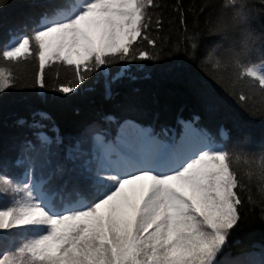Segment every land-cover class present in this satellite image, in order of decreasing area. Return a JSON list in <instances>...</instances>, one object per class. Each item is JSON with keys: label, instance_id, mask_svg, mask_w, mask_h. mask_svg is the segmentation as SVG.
Wrapping results in <instances>:
<instances>
[{"label": "snow or ice", "instance_id": "obj_1", "mask_svg": "<svg viewBox=\"0 0 264 264\" xmlns=\"http://www.w3.org/2000/svg\"><path fill=\"white\" fill-rule=\"evenodd\" d=\"M152 5L153 0H55L50 13L0 19V94L31 87L45 93L43 103L59 104L99 70L104 98L114 101L119 93L111 82L120 74L108 80L109 65L160 58L146 19ZM144 43L152 49L139 47ZM197 48L194 36L184 55L197 60ZM21 66H31L32 75L19 73ZM59 67L70 70L72 79L53 85L60 95L49 99L45 73ZM245 75L264 91V64L244 66L237 78ZM202 95L214 113L217 102L208 86ZM245 99L241 94L239 100ZM114 108L116 114L100 115L115 134L97 133L90 150L83 132L65 144L47 107L30 108L13 121L16 133L0 153V196H13L0 205V247L6 249L0 264H221L217 257L230 234L247 219L238 195L242 184L224 149L196 126L199 116L178 119L179 139L173 134L165 141L137 122L134 94L115 100ZM99 123H90L89 131ZM240 261L264 264V251Z\"/></svg>", "mask_w": 264, "mask_h": 264}, {"label": "trees", "instance_id": "obj_2", "mask_svg": "<svg viewBox=\"0 0 264 264\" xmlns=\"http://www.w3.org/2000/svg\"><path fill=\"white\" fill-rule=\"evenodd\" d=\"M55 0H6L0 5V19L9 22L23 20L26 13L39 15L52 12L48 5ZM220 0H153L149 34L157 40L156 51L160 58L156 61L116 62L108 66V80L117 76L111 82L114 101L125 94H134L140 111L134 113L137 121H155L163 129L168 130L167 140L179 133L175 130L178 119L189 120L194 116L200 119L196 126L205 129L208 133L216 128L227 132L230 149H244L246 152L260 153L264 150V91L259 89L258 82L253 86L252 78L240 76L244 66L256 65V59L264 56V45L241 63V67L217 66L209 55L212 46L218 37L208 32L209 22L215 17L219 9ZM258 10H264V3L252 0ZM35 5V6H34ZM183 17L185 23L181 24ZM159 21V27H157ZM32 22L29 21V27ZM257 30L264 31V11H260L254 25ZM5 28L0 27V43L4 39ZM196 37L198 42L195 61L184 55V49L190 47L191 38ZM139 47L152 49L146 43ZM127 64L128 68L120 72V66ZM19 73L31 76L34 69L31 66H21ZM45 78L49 99L54 93L53 85L68 82L72 79V72L66 67L46 70ZM105 76L99 70L80 84L76 94H68L69 98L59 104L43 103L44 92L38 93L31 87L9 89L7 95L0 94V153L3 152L10 138L16 133L12 126L18 116H27L30 108L47 107L53 115L61 136L67 143L68 137L78 133L84 134L89 130L88 125L99 121L103 112L116 114L114 101L104 98ZM208 86L212 97L217 102V110L209 113L205 108L202 89ZM246 99L241 102L240 95ZM99 123V128L100 129ZM7 125V126H6ZM97 129V128H96ZM50 136H54L49 132ZM238 195L243 201L242 218L247 213V219L237 227L229 237L226 248V259L242 252L254 245H264V217L261 209L264 207V198L257 192L254 184L242 185L238 188ZM2 247H0L1 251ZM236 262V261H235ZM224 264H227L225 260Z\"/></svg>", "mask_w": 264, "mask_h": 264}, {"label": "clouds", "instance_id": "obj_3", "mask_svg": "<svg viewBox=\"0 0 264 264\" xmlns=\"http://www.w3.org/2000/svg\"><path fill=\"white\" fill-rule=\"evenodd\" d=\"M264 3V0H260ZM260 11L252 0H220L215 17L209 22L208 32L218 37L209 53L214 63L223 68L240 65L258 46L264 45V31L254 26ZM233 173L242 185L254 184L264 198V162L261 155L248 154L244 149H224ZM264 217V213L261 214ZM232 264V262H229ZM236 264H243L238 261Z\"/></svg>", "mask_w": 264, "mask_h": 264}, {"label": "rangeland", "instance_id": "obj_4", "mask_svg": "<svg viewBox=\"0 0 264 264\" xmlns=\"http://www.w3.org/2000/svg\"><path fill=\"white\" fill-rule=\"evenodd\" d=\"M5 203L2 202L1 205H8L12 202L13 196L11 194L4 196Z\"/></svg>", "mask_w": 264, "mask_h": 264}]
</instances>
